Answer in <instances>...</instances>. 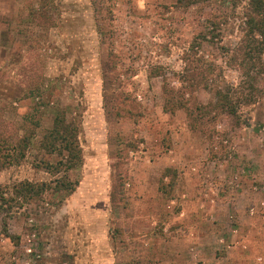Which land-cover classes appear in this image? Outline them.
Masks as SVG:
<instances>
[{"label":"rangeland","instance_id":"rangeland-1","mask_svg":"<svg viewBox=\"0 0 264 264\" xmlns=\"http://www.w3.org/2000/svg\"><path fill=\"white\" fill-rule=\"evenodd\" d=\"M248 2L0 0V124L13 135L3 162L39 121L25 158L0 169V264H264L239 253L243 237L264 238L263 65L246 77L233 61ZM189 70L195 103L236 88L237 114L166 112L165 85L178 91ZM58 109L80 129L75 191L53 184L26 200L13 186L56 180L58 158L39 143ZM242 188L258 205L239 196V220Z\"/></svg>","mask_w":264,"mask_h":264},{"label":"trees","instance_id":"trees-1","mask_svg":"<svg viewBox=\"0 0 264 264\" xmlns=\"http://www.w3.org/2000/svg\"><path fill=\"white\" fill-rule=\"evenodd\" d=\"M210 1L211 0H177L176 6L180 8H190L194 5L208 3ZM243 33L244 37L241 44L233 54V61L236 63L235 65L238 64L237 67H239L243 76L250 77V74L256 69H259L262 65V70L264 71V64L262 63V58L264 56V0H249L245 9V25ZM198 47L199 46H193V48H191L190 53L186 54V61H190V58H192L191 52L196 53L195 48ZM190 72H192V70L188 71L189 75L193 74ZM191 77L192 78L188 79L186 76H183V86L178 91L165 85L164 95L166 98V105L164 110L166 112L175 113L177 110H183L191 121L197 120L201 123L211 121L209 117L213 113L229 115L237 114V110L233 106V101L231 100V94L236 88H228L227 94L217 91V104L204 106L195 103L197 99L193 97V93L197 91L201 84H195L192 75ZM205 89H207V87ZM178 94L179 98L177 99L176 96ZM186 95L189 97L191 96V100L193 101L187 100L185 98ZM216 116L212 118V121L216 119ZM38 123L39 121H36L35 124H33L35 126L30 127L23 125L25 134L22 137L18 136L17 138L18 142L16 147L19 148L18 156H15L16 151L13 150V153H8L4 162L1 160L2 149L5 148L6 146L4 145L7 144L12 145L11 147H13L11 140L13 139V135L11 129L7 130L5 126L0 124V169H3V167H7L8 165H14V163H18L25 158L26 154L23 152L22 148H27L31 143L35 129L30 128L38 127ZM18 131L19 130H17L16 133H18ZM79 135L80 129L77 124L68 123L65 111L58 109L52 128L47 130L43 139L39 143L40 149L47 155L58 158L55 164H47L49 173L56 177V180L50 184H38L29 181L22 182L13 186L16 195L25 198L26 200H31L36 197L38 198L45 193L48 188H53V184H55L56 192L68 190L70 193H73L75 191V183L72 184L69 182L68 174L81 167L84 161ZM61 173H64V176L58 177ZM173 186L174 184L172 185V183H170L168 185L163 184L162 187L173 188ZM162 192L171 194L170 190H162ZM3 195L0 187V199L3 198ZM118 198L125 200L123 191L119 190L115 192V195H112V202L114 203V200L117 202Z\"/></svg>","mask_w":264,"mask_h":264},{"label":"crops","instance_id":"crops-1","mask_svg":"<svg viewBox=\"0 0 264 264\" xmlns=\"http://www.w3.org/2000/svg\"><path fill=\"white\" fill-rule=\"evenodd\" d=\"M256 160H263V158H257ZM243 191L240 190V192L237 194V204L238 206L236 207H232V210H234V212L232 211L231 214L234 215V217H236V215H238L239 217H237L240 220V213L243 214L242 209L239 210L241 208V202H239V196L242 198L246 199V203H249L250 205L253 203L255 206H257L258 204H255L253 196L254 194L251 191V188H242ZM245 203V204H246ZM240 212V213H239ZM239 213V214H238ZM253 221V220H252ZM263 225H261L260 227L264 228V221L262 222ZM250 227V226H248ZM252 227V226H251ZM252 230V228H250ZM264 230V229H263ZM242 241H244L245 243L248 244V251H243V252H239L241 254L246 253V259H250V260H255L257 258L262 257L264 259V238L262 240H257V239H252V235L243 237V239H241ZM228 250H225V252L223 253L225 257H229L230 258L236 253L233 248H231V245L228 244L225 246ZM223 249V248H222ZM238 254V253H237ZM238 256V255H237Z\"/></svg>","mask_w":264,"mask_h":264}]
</instances>
